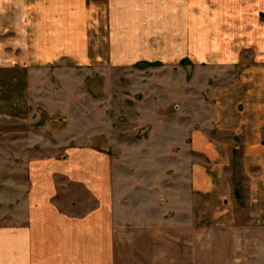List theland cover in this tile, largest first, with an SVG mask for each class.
Instances as JSON below:
<instances>
[{"label":"crops","instance_id":"crops-1","mask_svg":"<svg viewBox=\"0 0 264 264\" xmlns=\"http://www.w3.org/2000/svg\"><path fill=\"white\" fill-rule=\"evenodd\" d=\"M100 2L0 0V68L26 72L31 99L2 112L0 264H264V7L235 31L198 23L190 1L173 28L147 0ZM147 62L128 75L134 105L118 106L108 68ZM115 113L144 135L118 138ZM212 195L229 200L210 211L219 234L198 229Z\"/></svg>","mask_w":264,"mask_h":264},{"label":"rangeland","instance_id":"rangeland-1","mask_svg":"<svg viewBox=\"0 0 264 264\" xmlns=\"http://www.w3.org/2000/svg\"><path fill=\"white\" fill-rule=\"evenodd\" d=\"M94 1V0H93ZM100 6L102 11L105 10V0H100ZM180 4H185L186 1L192 2V5L194 7L192 10L196 12L197 16V22L200 23L201 21H210L211 18L218 20L219 24H221V21L223 24H225L227 27H229V30H235V28H242L246 27V19L248 17L250 18V14L254 15L255 17H261L260 13H258L259 10H262L264 7V0H261V6L260 4L256 6L257 0H180ZM146 7L148 10H154L156 8H162L164 10V17L163 20L167 26H170L173 28V6L178 4L177 0H147ZM237 10L240 11V13L236 12ZM251 11V12H250ZM197 23V25H198ZM172 28H170L172 30ZM101 57H103V54L105 53V49H100L99 51ZM103 65H105V61L101 62ZM144 65V66H143ZM149 65H157V63H140L135 66V69H129L126 70H120L115 68H108V72L111 75L112 78V85L115 87L116 93H115V102H118V106L126 108L133 106V99L131 98L132 91L129 89V77L128 75L132 71V73H140L142 71H147V73L154 72L153 69H145L144 67H147ZM124 69V68H121ZM174 70H177V67H164V71L161 72L163 75H169V77L166 79L168 81L172 80L171 75L175 74ZM92 71V70H91ZM97 71V70H96ZM160 71V70H159ZM98 72V71H97ZM40 75V74H38ZM86 75H92V74H86ZM18 77L21 79H24L26 76V72H22L20 69L19 71L13 68L7 69V68H0V142L2 143V125L10 126V130L12 128V119H7L6 117L2 116V112H9L12 113V109L17 108L19 109V106L23 103L26 106H29V103L31 101L30 98L24 95L23 90L26 88V82L18 81ZM93 78V76H91ZM17 78L16 81L14 79ZM138 80V79H137ZM134 80L132 83H139L140 81ZM172 83H167L166 88L171 89ZM51 86V85H50ZM70 88L77 89L76 82L71 81L69 83ZM92 84L87 82L86 88L91 92L92 94ZM71 89V90H72ZM125 94V95H124ZM127 94V95H126ZM140 95H136L135 97L140 101ZM89 98V97H88ZM109 99V98H108ZM107 99V100H108ZM106 98L104 99V101ZM112 100V99H111ZM168 100V99H167ZM13 101L16 104V107L13 105ZM11 102L12 104H9ZM87 104L92 105L91 98L86 100ZM82 103V102H80ZM114 103V100L112 104ZM32 105V104H31ZM75 105V104H73ZM117 106V107H118ZM172 106L174 104L172 103ZM30 107V106H29ZM19 114V112L17 113ZM113 116H115L118 127H123L124 130L117 129L116 130V136L118 138H130L133 139L135 137H141L144 133L143 130L136 129L135 124L137 122L136 118L137 115L134 114H126V113H115ZM131 116V117H130ZM3 121H7V123H1ZM57 121V120H56ZM140 130V131H139ZM83 136H90L92 134V131H83L77 130V129H71L68 131L69 135L68 139L70 141H76V138L78 134L84 133ZM50 133V134H49ZM48 137H51L54 141L61 138V136H64L65 130L54 129L49 132ZM144 135V134H143ZM63 141H65V136L62 138ZM55 151L49 152L48 155H53ZM58 153V152H57ZM1 160V159H0ZM2 161V160H1ZM10 174H13L12 170L7 171V169L4 167L3 162H0V182L5 183L6 185H11L13 178L9 177ZM236 176L238 173H235ZM242 175V173H239ZM244 180L245 184H249V179H244V177H238V183L242 185V181ZM237 184V182H236ZM71 190L73 194H78V188L75 186H71ZM81 193L84 194V191L82 189L79 190ZM238 198L236 199L234 197V201L237 203H240V205L244 206V202H248L247 198H242L239 193L237 194ZM11 196V195H10ZM233 196V195H232ZM61 200V199H60ZM224 203L226 206L229 207V200L228 198H218L215 195H212L210 199H207L206 205L203 206L202 210H205L202 216H200L198 211V229L199 228H212L213 233H220L218 229L221 227L220 219H217L213 213V217H211L210 211L218 210L219 208H222L224 206ZM0 204L2 205V201L0 199ZM3 205L8 206V203H4ZM1 207V206H0ZM5 216V219H3ZM12 220L11 212H9L7 209L0 208V223H9ZM202 224V225H201ZM215 228V231H214ZM219 243V242H218ZM220 244V243H219ZM215 264V263H214Z\"/></svg>","mask_w":264,"mask_h":264}]
</instances>
